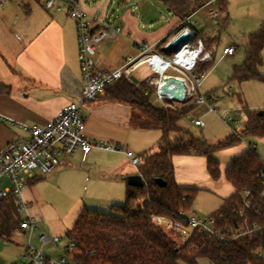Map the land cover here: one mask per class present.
Listing matches in <instances>:
<instances>
[{
	"label": "trees",
	"instance_id": "16d2710c",
	"mask_svg": "<svg viewBox=\"0 0 264 264\" xmlns=\"http://www.w3.org/2000/svg\"><path fill=\"white\" fill-rule=\"evenodd\" d=\"M211 1L165 0L181 19ZM215 4L220 10H226L224 0H216ZM202 34L201 31L198 36L203 37ZM204 41L210 50L211 38ZM263 50L264 22L258 31L249 35L246 59L243 64L234 66L231 80L238 83L257 80L264 84ZM212 58L211 62L200 65L202 72L211 68L213 55ZM104 92L108 98L131 107L133 128L159 129L162 135L156 151L140 155L142 161L137 173L143 178V187L126 184L124 203L113 205L108 212L84 207L78 214L68 233L77 243L78 263L199 264L201 260H208L212 264H264V179L261 178L264 160L255 145H249L234 157L225 171L234 193L212 214L217 219L216 229L225 239L198 231L184 238L173 229L154 224L151 219V215H155L180 221L181 211L193 214L200 190L177 184L175 156L204 157L209 176L219 180L221 163L216 154L238 147L249 137L264 138V111L251 112L245 108L247 120L241 129L211 143L194 137L180 126L196 107L192 101L157 107L151 101L154 89L146 80L135 84L122 78ZM156 178L164 180L166 186H158ZM21 218L14 196L7 195L0 201V238H12L20 228Z\"/></svg>",
	"mask_w": 264,
	"mask_h": 264
},
{
	"label": "crops",
	"instance_id": "0c3cea01",
	"mask_svg": "<svg viewBox=\"0 0 264 264\" xmlns=\"http://www.w3.org/2000/svg\"><path fill=\"white\" fill-rule=\"evenodd\" d=\"M44 1L11 0L0 9V115L29 126L46 125L57 117L63 107L72 102L81 103L82 99L83 81L78 60L76 23L66 11H47L44 8ZM80 1L88 15H99L101 19L112 21L122 28L119 36L105 41L98 48L95 62L96 69L100 71H113L121 67L127 59L139 57L141 54L139 47L142 44L154 45L157 52H163L158 48L159 43L172 35L182 22L181 17L167 6L165 0H155L162 12L158 26L149 22L141 11V14L134 12L140 7L139 2L145 6L148 0ZM12 8H16L18 13L13 24L9 23L10 21L5 22ZM198 14L200 10L192 18L196 25L194 19ZM193 29L197 34L201 32L196 27ZM200 38L203 39L201 35ZM148 73V69L143 67L135 73V77L140 82L146 80ZM80 110L86 124L85 134L96 143H113L127 148L132 140H138L142 136L139 135L141 133L154 131L157 141L162 135L159 129L133 128L131 107L108 98L105 92L94 102L82 103ZM197 119H200V116L195 120ZM25 135L26 133L17 126L0 120V152L12 140ZM142 141L145 148L141 154L153 149V147L149 148L151 144H145L148 141ZM249 145L252 143L244 140L238 147L217 153L216 157L220 161L219 157L229 152L232 160ZM126 157L123 152L93 149L90 153L84 154L81 150H77L73 155L61 158V165L53 172L56 173L53 177L61 179L63 176H71L75 181L77 178L85 177L86 181L98 186L108 183L115 186L114 189L121 186L124 188L121 196L108 206H104L110 211L113 205L124 203L127 177L138 172V170L127 172L122 168ZM231 160L228 165L220 162L221 177L215 181L207 172L204 157L175 156L173 158L177 184L200 190L194 205L198 211H203L205 216L217 212L224 200L234 193L233 186L225 178V171ZM96 167L108 170L93 174L91 169ZM41 179L42 177L38 176L26 188L24 199L27 203L35 198L30 187ZM4 180L9 184L8 179ZM201 192L213 196V201H210L213 207L203 208L200 205L198 196ZM192 213L200 216L194 209Z\"/></svg>",
	"mask_w": 264,
	"mask_h": 264
},
{
	"label": "built area",
	"instance_id": "2783aa9c",
	"mask_svg": "<svg viewBox=\"0 0 264 264\" xmlns=\"http://www.w3.org/2000/svg\"><path fill=\"white\" fill-rule=\"evenodd\" d=\"M9 1L11 0H0V6ZM215 2L216 0H212L204 7ZM44 8L47 11H66L76 23L78 60L83 81L82 99L81 103L72 102L63 107L57 117L44 126H29L0 115L1 121L15 125L26 133L25 136L12 140L0 152V181L4 178L9 180L7 187H2L0 184V201L9 194L14 196L17 210L22 217L18 231L28 239L22 260L11 264H79L77 243L68 234L65 237H50L41 233L37 237L40 247L32 245L31 239L36 227L34 218L29 213V203L24 199V192L29 183L38 176L43 177L55 172L61 165V158L73 155L77 150H81L84 154L90 153L93 149L123 152L130 163L138 169L142 161L140 156L125 150L121 145L96 143L86 136L81 104L96 101L107 87L122 78L130 80L131 75L146 67L149 72L146 82L153 87V96L164 102L165 107L170 105V102L178 104L192 101L196 106H205L209 111H215L211 97L201 93L207 72L200 70V65L211 62L213 58L205 41L193 29L196 23L192 18L198 10L184 17L175 32L161 42L164 43L163 52H157L154 45L142 44L139 47L141 51L139 57L127 59L121 67L113 71H100L96 69L95 62L98 48L105 41L119 36L122 28L112 21L101 19L99 15H88L83 10L80 0H45ZM208 18L213 24H218L219 11L216 8L210 9ZM183 34H188V39L180 44L178 50H171V43ZM233 53V48L224 50L225 55ZM166 86L169 88L168 91L164 90ZM174 93H181L182 96L178 101H174ZM193 124L196 127L204 126L200 119L194 120ZM261 178L264 179V173L261 174ZM245 206L249 208L248 203H245ZM151 219L154 224L173 229L184 237H189L192 232L198 231L212 238L225 239V236L216 229L217 219L212 215L197 216L181 211L180 221L155 215H151ZM51 245L59 247L63 252L62 255L55 257L47 254L44 249Z\"/></svg>",
	"mask_w": 264,
	"mask_h": 264
},
{
	"label": "rangeland",
	"instance_id": "374dc122",
	"mask_svg": "<svg viewBox=\"0 0 264 264\" xmlns=\"http://www.w3.org/2000/svg\"><path fill=\"white\" fill-rule=\"evenodd\" d=\"M224 2L226 3V10H220L216 4H211L200 9V14L194 19L197 22L194 28L202 31L204 40L211 38L210 51L214 60L203 80L201 93L210 94L213 102L212 107L215 111L196 106L180 122V126L189 130L194 137L211 143L221 141L234 131L241 129L247 120L245 108L251 112L264 111V84L262 82L252 80L238 83L231 80L234 66L243 64L246 59L249 35L258 31L264 22V0H224ZM139 6L134 12L141 14V11L143 15H146L149 22L158 26L161 22L162 12L156 1L148 0L145 6L139 2ZM162 8H164L163 4ZM212 8L219 11L218 24H213L208 18V13ZM8 13L5 22L10 21L9 23L12 22L11 24H13L18 14L16 8H12ZM163 44L159 43V50H162ZM225 48H233L234 53L225 55ZM262 58L264 61V50ZM151 101L157 107L164 106V102L157 100L155 96H152ZM198 116L204 123L202 128L192 124V121ZM155 133L150 131L139 134L142 136L138 140H132L129 147H124V149L140 156L144 152L143 148L145 147H143L142 141L144 140L148 141L145 144H151L149 148L153 147L152 150L156 151L158 141L155 138ZM246 140L252 145H256L257 152L264 160V138L249 137ZM228 153L226 152L225 155L219 157L222 164L228 165L230 162L232 155L230 156ZM122 168L127 172L138 170L127 157L123 161ZM91 170L93 174H96L108 169L96 167ZM55 174L43 176L41 180L30 187L35 194L34 200L29 203V213L34 218V226L36 227L31 239L32 245L35 247H40L37 237L41 233L50 237H65L84 207L108 212L105 207L113 200H117L116 198L121 196L120 194L124 189L121 186L114 189L115 186L109 183L98 186L86 181L85 177L77 178L76 181L71 176L54 179ZM4 179L0 181L2 187L9 185ZM212 198L213 196L207 192H201L198 196L199 203L203 208L213 207L210 205V201H213ZM195 207L194 205L193 209L200 216H205L203 211H198ZM18 233L16 232L9 240L0 238V264H11L17 260H22L28 239L22 236L19 231ZM44 250L47 254L55 257L61 256L63 253L55 245L45 247ZM199 264L212 263L208 260H201Z\"/></svg>",
	"mask_w": 264,
	"mask_h": 264
},
{
	"label": "water",
	"instance_id": "95a60500",
	"mask_svg": "<svg viewBox=\"0 0 264 264\" xmlns=\"http://www.w3.org/2000/svg\"><path fill=\"white\" fill-rule=\"evenodd\" d=\"M187 39H188V34L181 35L179 38H177L175 41L171 43L170 49L178 50L180 48V44L184 43ZM130 80L135 84H139V80L135 77V75H131ZM164 90L168 91L169 88L166 86L164 87ZM181 96H182L181 93H174V101H178V99L181 98ZM155 182L160 187L166 186V182L160 178H156ZM127 184L133 187H143L145 183L141 175L137 173L127 177Z\"/></svg>",
	"mask_w": 264,
	"mask_h": 264
}]
</instances>
